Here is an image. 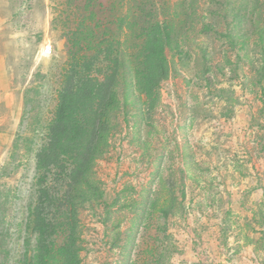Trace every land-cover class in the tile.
<instances>
[{
    "label": "rangeland",
    "instance_id": "obj_1",
    "mask_svg": "<svg viewBox=\"0 0 264 264\" xmlns=\"http://www.w3.org/2000/svg\"><path fill=\"white\" fill-rule=\"evenodd\" d=\"M172 2L178 15L159 11L170 19V76L152 105L139 92L121 102L95 168L99 193L76 203L82 264H235L234 232L246 242L254 234L264 264V0ZM111 3L0 0V58L19 98L0 127V264L34 263L36 208L68 225L67 173L38 169L36 154L64 70L89 53L72 36L85 25L82 7L94 9L88 25L99 27L138 1ZM217 221H227L222 252L206 238Z\"/></svg>",
    "mask_w": 264,
    "mask_h": 264
},
{
    "label": "trees",
    "instance_id": "obj_2",
    "mask_svg": "<svg viewBox=\"0 0 264 264\" xmlns=\"http://www.w3.org/2000/svg\"><path fill=\"white\" fill-rule=\"evenodd\" d=\"M111 1L110 7L115 8L116 0ZM135 1L138 4L134 11L116 10L107 25L99 27L88 25V20L96 16L94 9L85 5L81 9L85 25L72 31L73 37L83 41L79 47L89 53L81 55L82 61L73 55L76 62L64 70L47 138L36 154L38 169L58 168L67 173L64 196L68 225L58 226L54 219L35 209L33 230L37 240L33 264H82L76 203L92 201L91 194L99 193L95 168L109 147L115 129L113 119L121 102L136 101L134 93L143 94L152 105L156 89L170 76L165 43L170 37V19L161 21L159 11L166 9L170 14L173 10L172 16H176L178 12L173 8L179 3ZM260 31L264 37V30ZM133 37L139 42L134 46L129 43Z\"/></svg>",
    "mask_w": 264,
    "mask_h": 264
},
{
    "label": "crops",
    "instance_id": "obj_3",
    "mask_svg": "<svg viewBox=\"0 0 264 264\" xmlns=\"http://www.w3.org/2000/svg\"><path fill=\"white\" fill-rule=\"evenodd\" d=\"M19 104V98L16 94V90L14 89L12 79L10 77V72L7 70L6 67L3 65V60L0 58V127L4 124L6 120H8V117L5 112H8V116L12 117V119L15 117L17 114L18 108L17 105ZM21 104V102H20ZM2 130L0 129V134ZM242 198L239 197V202L238 199L236 200V209L239 211H244L242 208L241 203ZM239 211V212H240ZM243 217L240 218L242 222H247V221H252V217L250 215H242ZM227 221H217L216 224L212 225V227L209 230L210 235H206V238L208 240H211L213 243H215L216 246H222L220 248V251H225V245L223 246V235L221 231L224 230V227L227 225ZM244 225V223H242ZM227 227V226H226ZM203 228V227H202ZM184 230V235L188 239L191 238L190 233L187 231V228ZM235 233V238L234 235H230L229 239L234 241V244L236 248L233 250L235 253V264H256V257L258 255V250L256 246H254V243L252 242V239H256L254 237V234L251 233L249 235L250 241L246 242L247 238L241 236L238 232ZM192 234V233H191ZM201 236H203V233L201 231ZM232 252V253H233Z\"/></svg>",
    "mask_w": 264,
    "mask_h": 264
}]
</instances>
